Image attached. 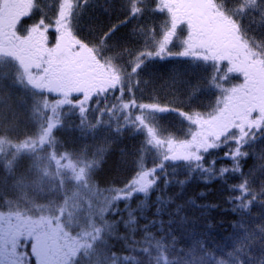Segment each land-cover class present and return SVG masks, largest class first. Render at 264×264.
<instances>
[{
  "label": "snow or ice",
  "instance_id": "snow-or-ice-1",
  "mask_svg": "<svg viewBox=\"0 0 264 264\" xmlns=\"http://www.w3.org/2000/svg\"><path fill=\"white\" fill-rule=\"evenodd\" d=\"M89 6L90 0H57L50 19L41 0H0V92L22 89V107L33 98L25 123L26 128L31 125V134L21 139L20 117L0 96V264H264V210L255 226L250 211L254 204L264 209V179L260 178L264 164L245 174L241 163L249 155L242 149L264 139V0H104L97 6L105 14L115 10L124 18H117L92 46L75 34ZM34 15L38 18L21 30L22 20ZM157 15L165 17L159 25H133L127 34L116 37L132 21ZM180 32L185 33L180 39L182 50L173 52L170 46ZM140 37L144 44L137 49ZM108 52L111 55H105ZM168 57L189 58L193 72L202 66L212 69L208 85L219 96L210 111L186 112L156 101L153 94L178 84L191 86L187 101H180L185 105L202 91L179 73L159 86L151 77L137 79L150 62ZM234 73L242 82L225 87ZM141 84V95L148 91L153 102H138L135 93ZM116 91L118 103L107 106L106 98ZM125 94L131 98L125 100ZM90 112L99 113L95 124L88 120ZM170 113L187 123V138L164 135L160 120ZM106 114L115 119L104 121ZM73 116L79 117V123L68 130L82 136L103 125L116 134L131 129L143 135L133 161L136 170L122 187L98 189L92 183V173L100 164L95 157L102 159L106 148H98L92 159L87 145L79 152L57 151L54 130ZM230 144L235 147L224 153L232 162L230 167L217 170L215 160L205 166L206 154ZM179 168L184 179L176 178ZM237 173L242 180L230 185L229 191L239 194L230 195L228 203L230 211L242 218L233 225L237 231L229 238L231 247L216 246L220 254L201 239L187 249L176 248L175 219L166 226L163 220L139 225L136 213L139 210L143 216L161 180L167 187L185 185L197 175L207 183ZM69 183L75 189L71 193ZM136 196L144 197L138 209L125 205L128 218L123 223L128 234L116 237L126 241L129 254L118 256L111 252L109 240L120 221L110 223L104 214L118 213L117 203ZM37 197L47 203L37 204ZM169 203L158 196L156 214L161 215ZM181 210L178 206L169 215H179ZM179 223H184L183 217ZM157 224L159 236L150 230ZM137 231L143 232L140 240L135 238Z\"/></svg>",
  "mask_w": 264,
  "mask_h": 264
},
{
  "label": "trees",
  "instance_id": "trees-1",
  "mask_svg": "<svg viewBox=\"0 0 264 264\" xmlns=\"http://www.w3.org/2000/svg\"><path fill=\"white\" fill-rule=\"evenodd\" d=\"M44 0H41V6L44 11L47 12L48 16L54 14L55 2L51 4H44ZM104 0H94L92 5L86 9L81 19L79 20V30L76 31V36L78 39L83 40L88 43L89 46L95 44L99 37L107 30L113 23L117 22V18L123 19L124 17L120 15L117 11L113 10L110 14H105L101 8L97 5L103 4ZM38 15H34L31 19L24 18L21 24V30L29 26ZM165 17L163 15H157L154 17L146 16L143 20L132 21L126 27H122L117 33L116 37L127 34L133 25L152 27L153 24L159 25ZM250 35H258L250 33ZM50 39L54 41V33H49ZM115 39V37L113 38ZM111 43V41H110ZM144 44V38L140 37L138 43H135L137 49H141ZM177 41L172 45L171 51L177 52L178 48ZM174 47V48H173ZM105 55H111L110 52L105 53ZM190 59L182 57H168L164 60H155L150 62L148 66L140 73V77L137 79L147 80L150 77L155 81L156 85L159 86L164 81L169 80V78L174 73H179L182 80H189L191 84H199L202 88L196 98L191 101L189 105L180 103V101H187L189 94L192 89L190 85L178 84L173 88H166L165 91L155 95L157 102L161 104H171L173 107H179L183 111H200L207 112L215 105L216 98L219 96V92L209 87L208 80L210 78V73L212 69L209 67L204 70L203 66L197 69L195 72L190 68ZM240 80L239 74H230V78L225 83V87L238 82ZM177 88L179 91H177ZM144 89V85H140V90H137L135 95L138 98V102L149 103L153 102L148 99L149 92L144 91L141 95V90ZM118 91L115 94H110L106 98L107 106H111ZM0 96L5 97V105H11L12 110L15 111L20 117L21 123L18 124L20 138L23 139L24 135L31 134V125L28 128L25 127V123L28 121L30 116L31 105L33 103V98H28L27 103L22 107L20 100L25 97V93L22 89L17 88H5L0 92ZM53 96L49 98L52 99ZM125 100L131 97L125 94ZM36 99H43V97H36ZM95 103V101H93ZM105 104L102 103L100 107H104ZM63 111H67L65 108ZM99 116L98 112H90L88 120L90 123H96V117ZM115 119L109 115H104L102 119L108 121L109 119ZM78 124L79 117L73 116L70 119H66L63 122V127L54 130V137L59 142L57 147L58 152L76 151L79 152L85 145L88 146L87 156L88 159L94 158L93 154L98 148H106L107 150L102 154V159L100 157H95L100 159L99 166L92 173V183L98 189H110L119 188L127 183L128 179L135 172V165L133 161L137 158V149L140 147L141 141L144 139L142 134H136L131 129H128L122 133H113L108 129L106 125L100 126L95 132H90L87 135H81L79 131H69L68 128L71 124ZM160 123L165 129L164 135L169 133L173 134L177 139L187 138L186 133L188 131V125L186 122H182L180 117L174 113L164 115ZM115 123L112 124V128H115ZM15 135V133H14ZM231 144L228 147H221L219 149H213L209 154H206V164L215 160V168L218 170L221 167H230L231 160L224 157V153L229 150ZM245 152H249L246 158H243L242 171L247 174L250 169L254 167L258 168L259 165L264 164V159L260 156L264 154V139L258 140L252 146H245L243 149ZM151 167V163L148 164ZM171 170V169H169ZM177 179H184L185 173L182 168L178 170ZM259 175V173H257ZM2 175V173H0ZM264 179V176L260 177ZM242 177L239 173L234 175H228L224 179H214L209 182H205L199 175L194 179L190 180L185 185L172 184L165 187L163 180L156 190H154L147 201V206L143 211V216L141 217V212L138 210L136 215L139 218V225L148 224L152 220H163L165 221V226L169 219H175L177 225L173 227L176 229L173 235L177 238L176 248L187 249L194 240L201 239L206 241V246L210 250H215L218 254L219 249L217 245L223 247L228 245L230 236L237 231L233 227L238 221L241 220L240 214H234L230 211L232 205L228 203V197L230 195H238L239 193H232L229 191L230 185L239 184ZM69 193L75 191L73 184L69 183L66 185ZM253 187H258V184L253 185ZM203 193V195H201ZM158 196H162L165 200H170V203L165 208L161 215L156 214V200ZM48 199H51L49 197ZM264 199V197H262ZM144 200L143 196H136L130 202L121 201L115 205L119 209L118 213L107 212L104 214V219L108 222L120 221L115 226V236L109 240L111 245V252L116 253L118 256L128 255L129 250L126 247V241L123 239H117L116 237H123L128 234V230L125 228L123 220L128 218V213L125 210V205L130 203L131 207L138 209L141 201ZM190 201H195L196 205H215L214 208H201L193 207ZM37 204H45L47 200L44 198H36ZM182 210L179 215L170 216L169 213H175L177 207ZM5 211L7 209H4ZM264 210L259 204H254L251 207V217H256L252 220V226L260 222L259 213ZM39 215V213H37ZM184 218V223L180 224V218ZM251 217H244L248 220ZM99 224V221H98ZM160 225L157 224L155 227L150 228V230L161 235L157 230ZM143 232L137 231L135 233V238L137 240L142 239ZM225 258H227L225 256Z\"/></svg>",
  "mask_w": 264,
  "mask_h": 264
},
{
  "label": "rangeland",
  "instance_id": "rangeland-1",
  "mask_svg": "<svg viewBox=\"0 0 264 264\" xmlns=\"http://www.w3.org/2000/svg\"><path fill=\"white\" fill-rule=\"evenodd\" d=\"M52 3H53V1H52ZM50 19H54V15H50V17H49ZM54 42V41H53ZM170 48H172V45L170 46ZM174 48V47H173ZM177 48V47H176ZM178 51H180L181 49L180 48H178L177 49ZM239 78H240V80L238 81V82H235L234 84H238V83H241L242 82V77L239 75ZM234 84H232V85H234ZM232 85H230L229 87H231ZM47 95V94H46ZM118 96H120V92L118 91V94L116 95V97H118ZM55 98V96L53 95V97H52V99H54ZM49 99H51V98H49ZM114 103H118V101L115 99V101H114ZM121 120H122V118H121ZM231 147H235V145L234 144H231ZM29 248H30V245H29Z\"/></svg>",
  "mask_w": 264,
  "mask_h": 264
},
{
  "label": "flooded vegetation",
  "instance_id": "flooded-vegetation-1",
  "mask_svg": "<svg viewBox=\"0 0 264 264\" xmlns=\"http://www.w3.org/2000/svg\"><path fill=\"white\" fill-rule=\"evenodd\" d=\"M52 1L55 2V4L57 2V0H44L43 3L46 4V5H48V4H51ZM53 15H55V13Z\"/></svg>",
  "mask_w": 264,
  "mask_h": 264
}]
</instances>
